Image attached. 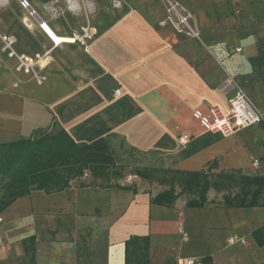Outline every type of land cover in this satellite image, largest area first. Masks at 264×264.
Returning a JSON list of instances; mask_svg holds the SVG:
<instances>
[{"label": "crops", "instance_id": "obj_1", "mask_svg": "<svg viewBox=\"0 0 264 264\" xmlns=\"http://www.w3.org/2000/svg\"><path fill=\"white\" fill-rule=\"evenodd\" d=\"M28 1L56 36L90 24L96 38L87 49L55 48L19 0H0V33L15 38V50L50 51L38 84L15 70L0 42L2 160L16 167L29 154L12 178L0 172L8 202H0V264H126L133 237L147 241L145 264H264V121L224 136L194 116L227 110L237 87L264 113V0H177L200 40L161 25L163 0H121L119 8L113 0ZM45 137L54 138L52 148L40 147L45 160L51 149L70 152L71 141L109 138L150 166L205 172L226 184L211 182L201 207L181 195L160 205L153 198L170 187L147 191L140 172L125 167L123 176L118 162L96 177L87 167L81 173L64 154L67 162L42 186L28 168Z\"/></svg>", "mask_w": 264, "mask_h": 264}, {"label": "built area", "instance_id": "obj_2", "mask_svg": "<svg viewBox=\"0 0 264 264\" xmlns=\"http://www.w3.org/2000/svg\"><path fill=\"white\" fill-rule=\"evenodd\" d=\"M23 9L28 12V16L34 19L39 28L47 35L52 42L53 47L58 48L63 44H78L87 49L96 38V30L90 25L86 24L77 30L73 31L68 37H59L49 28L48 24L43 21L36 11L32 8L28 0H19ZM165 4L166 17L161 22V25H171L178 33L185 34L190 38L200 40V32L193 23V15L177 0H163ZM122 5L121 0H113L112 6L119 8ZM52 32V33H51ZM0 42L2 44L3 52H6L8 57L16 61L15 70L22 72L34 79L38 84H43L47 76L44 69L50 55V51L42 54H36L33 57L18 53L15 46V38L12 36H4L0 33ZM46 63V64H45ZM119 91L117 90L116 93ZM229 107L227 110L220 106L210 107L209 113L203 114L201 111H196L194 116L200 121L202 126L209 131L220 133L224 136H230L234 133L258 124L264 121V113L255 106L249 95L240 87L236 88L235 95L229 100ZM188 136H182L180 143H185ZM258 165V162L255 163ZM137 175L127 176V181L137 179ZM3 219L0 217V223ZM232 243L242 242L244 239L233 237L230 240ZM0 245L2 240L0 238ZM183 264H199L196 259H188Z\"/></svg>", "mask_w": 264, "mask_h": 264}, {"label": "trees", "instance_id": "obj_3", "mask_svg": "<svg viewBox=\"0 0 264 264\" xmlns=\"http://www.w3.org/2000/svg\"><path fill=\"white\" fill-rule=\"evenodd\" d=\"M57 141V139H55ZM54 141L53 137H45L41 140H38L39 147L34 148L32 151L38 157V162L36 161L33 167H29L31 173L37 174L41 178L38 179L39 183L43 186L48 180L49 174H51L54 170L57 169L58 166H62L64 162V157L66 154L71 158V163L73 165H79L81 167L80 171L82 173L83 168H89L94 176H99L106 172L105 170L110 166L116 165L118 162L113 155L112 152V144L109 138H99L91 143L84 144H75L71 141V149L70 152L64 153L61 149L60 151H55L53 149L51 151V158L45 160L46 150L44 148H40L42 143L45 142L47 144V148H52V142ZM35 142H32L34 145ZM21 151V149H20ZM29 154L19 155L17 159V166L13 167V165L6 166L3 162V158L0 152V172L2 173V180L7 177H13L15 173H17V169L21 168V165L24 163L25 159L28 158ZM58 157V158H57ZM67 157V159L69 158ZM14 168V169H13ZM169 172H173L176 174H180L183 177H187L184 180L183 189L180 192H176V188L174 183H171V186L168 190H165L159 193L155 198H153V202L172 206L177 198L182 194L183 190L188 191H198V198L190 200L187 204L192 207H201L207 202V194L211 188V180L208 177V174L205 172H181L176 170H168ZM143 179H148L149 176L143 172L139 174ZM221 178L227 177L226 175L221 174ZM255 179L249 180V182H254ZM36 182V181H33ZM40 187V186H39ZM257 191L253 193L255 196ZM0 198L1 206H5L8 202L4 203ZM241 205H255L252 201L251 203H245L242 200ZM143 243V244H142ZM127 252H126V264H145L142 259L146 257V250L148 249L147 241L140 239L138 237L131 238L127 243Z\"/></svg>", "mask_w": 264, "mask_h": 264}, {"label": "rangeland", "instance_id": "obj_4", "mask_svg": "<svg viewBox=\"0 0 264 264\" xmlns=\"http://www.w3.org/2000/svg\"><path fill=\"white\" fill-rule=\"evenodd\" d=\"M111 144L114 145V148H112L113 155L119 163L118 168L122 169V175L124 168L126 167L127 170L128 169H132L134 171L137 170L138 174L139 172H143L149 176V178L146 179L145 181L142 180H141L142 182L140 181L141 182L140 186L145 187L146 188L145 190L147 191L165 190L171 186L172 182L174 183L177 192H180L183 189L184 180L187 177L185 176L183 177L180 174L169 172L165 169L153 167L152 165L150 166V163L148 164L144 163L137 152L131 149L126 150L125 149L126 147L121 141H117L116 143L111 142ZM122 175L121 177L124 176ZM210 179L213 186H215L217 189H220L224 184H226L223 182L222 179H218L216 176L212 174L210 175ZM121 182H123L122 178H121ZM237 182L238 181L233 182L230 186L232 193L237 191L238 188ZM180 198L185 199L187 202H189L192 199H197L198 191L183 190ZM90 248L91 246H88V251H87L88 254L92 252Z\"/></svg>", "mask_w": 264, "mask_h": 264}, {"label": "bare ground", "instance_id": "obj_5", "mask_svg": "<svg viewBox=\"0 0 264 264\" xmlns=\"http://www.w3.org/2000/svg\"><path fill=\"white\" fill-rule=\"evenodd\" d=\"M52 33V32H51Z\"/></svg>", "mask_w": 264, "mask_h": 264}]
</instances>
